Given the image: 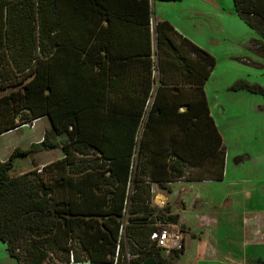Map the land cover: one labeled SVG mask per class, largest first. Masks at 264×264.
<instances>
[{"label":"trees","instance_id":"obj_1","mask_svg":"<svg viewBox=\"0 0 264 264\" xmlns=\"http://www.w3.org/2000/svg\"><path fill=\"white\" fill-rule=\"evenodd\" d=\"M150 2L0 0V136L49 124L40 142L0 159V242L18 264L161 263L153 223L176 225L179 215L151 206L152 184L170 192L193 181L203 119L216 131L203 92L216 60L165 19L155 22L153 44ZM233 7L260 38L250 48L264 56V0ZM174 65L189 90L182 97L175 86L179 99L154 93L163 67ZM242 89L264 96L256 84L231 87ZM162 129L169 136L159 137ZM54 149L63 156L43 174L12 175L17 157ZM158 160L163 179L154 176ZM122 239L132 256L147 245L149 253L125 259Z\"/></svg>","mask_w":264,"mask_h":264},{"label":"rangeland","instance_id":"obj_2","mask_svg":"<svg viewBox=\"0 0 264 264\" xmlns=\"http://www.w3.org/2000/svg\"><path fill=\"white\" fill-rule=\"evenodd\" d=\"M202 1L151 0L152 39L154 44L157 18L165 19L195 39L216 58V67L207 82L206 93L224 137V146L229 154V169L225 181L216 185L201 186L196 183L189 186L184 182H176L170 187L177 195L158 186L152 190L151 206H167L172 213L179 215L176 225H162L155 221L154 226L157 229L165 227L173 232L180 230L183 234V251L178 254L173 251L161 252L162 261L159 264H213L215 259H210L208 253L214 250L212 246L221 245L219 242L222 240L229 241V234L226 235L228 229L232 237L239 236L232 239L236 245L243 240L245 227L241 218L250 220L259 213L257 218L262 219L264 226V199L258 196L249 201V196L242 194L243 189L253 195L259 194L261 188L258 187L264 182V165L258 162L264 161V96L244 89L231 90L232 85L238 81L264 87V56L249 46L250 42L260 38L255 30L237 16L233 0ZM222 7L224 9H220ZM221 106L223 112H220ZM47 130L49 124L44 118L2 134L0 159H7L15 148L26 149L31 144L40 142ZM54 139L60 140V137L55 136ZM244 155L250 157L246 158ZM62 156L60 149L42 151L32 157L19 156L16 159L17 169L12 175L32 170L43 174L46 165ZM236 160L239 161L238 166L235 165ZM236 179V184L231 182ZM184 191L187 193H183ZM213 196L216 198L212 199ZM162 202H166L164 206L159 205ZM245 209L247 210L244 211ZM254 209L258 212H253ZM122 240L127 260L144 257L149 253L147 245V249H139L132 256L129 243L126 239ZM217 248L220 251L222 247ZM0 264H18L16 259L10 257L6 244L2 242ZM252 264H264V255Z\"/></svg>","mask_w":264,"mask_h":264},{"label":"crops","instance_id":"obj_3","mask_svg":"<svg viewBox=\"0 0 264 264\" xmlns=\"http://www.w3.org/2000/svg\"><path fill=\"white\" fill-rule=\"evenodd\" d=\"M199 1H202V0H199ZM220 9H224V8L222 7ZM171 25L174 27V30H176L179 35L188 39L189 41H191L193 44H195L199 48L203 49V46H201L195 39H193L192 37H189L187 34H184L183 30H181L180 28H178L172 23ZM208 54L214 57L210 52ZM216 63H217V60H216ZM163 71L168 72V75L157 76V81L152 84L151 90L154 93L155 92L157 93V91H159L161 95L165 93H168V95L171 97H173V95H176V99H179L180 93H174L172 91L173 88L176 86L177 88L182 90L181 95L182 97H184L186 90H189L190 86L183 79V76L180 73L177 66L174 65V66L163 67ZM209 79L207 80V82L209 81ZM159 80H161L162 85L160 84ZM207 82L204 85L203 92L208 102L209 118L212 120L216 131H214V129L210 125V120L208 118L207 119L204 118L202 128L199 130L196 136L198 137V143L195 145L197 146L199 150L200 157L194 156V159H193L194 161L198 162L197 167L195 168V171L192 174L193 181L185 182L186 185H189V186L191 184H196V183L199 185L204 184L206 186L222 183L223 181H225V178L227 176L228 169H229L228 167V161H229L228 155L229 154L224 146V137L217 125V120L215 119L214 113L210 106L211 101L209 99V96L206 93ZM181 110L182 109H180V111ZM223 110L224 109L221 106L220 112H223ZM158 133H159L158 136L162 138L169 136L168 130L162 129ZM170 133L175 136L177 134V130L173 129L172 131H170ZM218 135H219V138L221 139L220 141H218L219 139ZM244 156L247 158L248 155H244ZM159 161L160 160H158V166L155 168L154 176L156 178L163 179L165 177V173L163 170V166L165 162L163 160L160 162ZM245 161L246 160H244V162ZM258 162L261 165H264V161H258ZM238 164H239V161L236 160L235 165L238 166ZM237 180L238 179L233 180L231 182L236 184ZM243 182H245V180ZM170 185L172 186L173 184H170ZM170 185L168 186V189L170 191L169 193L175 195L176 192L173 193ZM155 187L156 185L152 184L151 189L154 190ZM258 188H261V192H259V194L253 195L252 192H248V191L246 192L244 191V189H243L242 194L244 195L247 194V196H249L248 198L249 201L252 200V197L258 198V196H261L264 199V182H262ZM183 193H187V192L184 191ZM216 196L218 195L216 194ZM215 198L216 197L214 196L212 197V199H215ZM246 210L247 209H245L244 211ZM244 211L242 212L244 213ZM253 212H258V211L254 209ZM257 214L254 215L253 218L250 220L246 218L245 219L241 218V223L243 227H245V233H243V240L238 241L237 242L238 244L236 245L234 241H232V239L233 238L236 239L239 236L232 237V234H230L231 231L230 229H228V232L226 235L229 234L228 236L229 241L226 242L225 239L222 240L221 242L218 241L219 243H222L225 245V246L222 244L219 245L220 247L224 249V251L222 248H220V251H218V248H217L219 247L218 245L217 247L212 246L214 250H212V253L211 252L208 253L209 258L215 259L216 264H252V262L259 259V257H262V255H264V233H263L264 226L262 223V219L257 218ZM244 215H247V214H244ZM210 262L213 263V261L211 260Z\"/></svg>","mask_w":264,"mask_h":264},{"label":"built area","instance_id":"obj_4","mask_svg":"<svg viewBox=\"0 0 264 264\" xmlns=\"http://www.w3.org/2000/svg\"><path fill=\"white\" fill-rule=\"evenodd\" d=\"M165 203L166 202H162L161 204H158L164 206ZM150 242L156 249L165 253L178 251L183 247V234L180 233V230L173 232L163 227L150 234Z\"/></svg>","mask_w":264,"mask_h":264},{"label":"water","instance_id":"obj_5","mask_svg":"<svg viewBox=\"0 0 264 264\" xmlns=\"http://www.w3.org/2000/svg\"><path fill=\"white\" fill-rule=\"evenodd\" d=\"M142 264H159L158 260L154 257L147 258Z\"/></svg>","mask_w":264,"mask_h":264}]
</instances>
